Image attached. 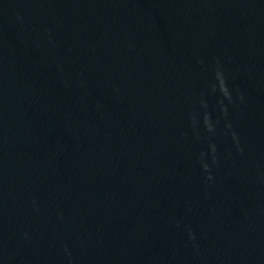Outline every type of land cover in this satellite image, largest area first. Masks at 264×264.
<instances>
[{
  "label": "water",
  "instance_id": "95a60500",
  "mask_svg": "<svg viewBox=\"0 0 264 264\" xmlns=\"http://www.w3.org/2000/svg\"><path fill=\"white\" fill-rule=\"evenodd\" d=\"M0 264H264V0H0Z\"/></svg>",
  "mask_w": 264,
  "mask_h": 264
}]
</instances>
